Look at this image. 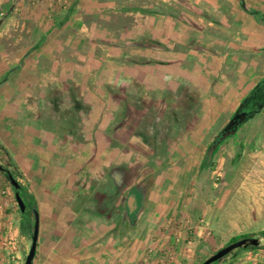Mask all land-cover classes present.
<instances>
[{
  "label": "rangeland",
  "instance_id": "374dc122",
  "mask_svg": "<svg viewBox=\"0 0 264 264\" xmlns=\"http://www.w3.org/2000/svg\"><path fill=\"white\" fill-rule=\"evenodd\" d=\"M71 6L72 0H0V169L16 173L43 218L51 212L50 198L55 213L61 201L63 218L75 204L76 229L88 228L92 237L86 216L92 211L84 204L103 200L107 190L116 194L144 185L149 199L128 233V264H200L237 237L254 235L259 248H239L217 264H264V110L203 167L210 143L264 78V0H78V17L60 30ZM125 28L129 37L122 35ZM162 29L171 35L162 38ZM137 33L147 50L134 42ZM153 36L172 49L155 48ZM39 42L41 49L26 55ZM68 43L71 53L60 50L65 61L59 64V48ZM75 50L91 55L85 62ZM15 52L23 55L16 60ZM112 55L121 66L132 63L141 79H171L156 78L148 93L135 91L138 102L119 93L92 99L117 66H103L95 80L90 61ZM190 91L204 102L195 110V132L166 121L149 126L154 115L168 118ZM80 95L89 98L78 104ZM257 101L260 109L264 96ZM105 102V120L92 121ZM112 113L117 120L107 130ZM117 152L137 153L139 161L122 170L126 165L115 161ZM15 194L0 170V264H26L32 245L35 216L30 207L21 211ZM61 226L67 231L64 246L75 249L78 239L69 236L68 223ZM107 229L99 233L117 231ZM43 251L37 250L34 264Z\"/></svg>",
  "mask_w": 264,
  "mask_h": 264
},
{
  "label": "trees",
  "instance_id": "16d2710c",
  "mask_svg": "<svg viewBox=\"0 0 264 264\" xmlns=\"http://www.w3.org/2000/svg\"><path fill=\"white\" fill-rule=\"evenodd\" d=\"M172 1H177V0H172ZM77 4H78V0H72V6L69 8V11L66 14L65 19L58 26V28L60 30L64 29L65 26L71 22L73 16L78 17V12L76 11ZM244 10L246 12L253 13V11H248L246 9V7L244 8ZM114 28L116 30L119 29L118 26H114ZM127 30H128V28L123 29L122 31H125V32H123L122 35L127 33ZM145 32H147V31L145 30ZM161 32H162V36H163L162 38H165V37H168L171 35V33H169L168 31H165V29H162ZM127 35L129 37V33H127ZM141 38L142 37L138 36V33H137V36L134 38V42L138 43L139 44L138 46H140V48L145 50L146 49L145 47H147L148 44L144 43V41L141 42ZM177 38H179V37H177ZM152 39H154V41H155L154 43L156 44V46H159V47H155L158 50L162 49V51L165 52V51H169V49H172V48H169L168 43L166 44L165 42H163L162 39H157L154 36L152 37ZM191 39H192L191 37H188V41H190ZM42 44H43L42 42L37 43L34 47H32V49L27 53V55L30 56L34 53V51L40 50ZM70 46H71V44L68 43L66 46L59 48V56L57 57L59 64L62 63L63 61H65V56L64 57L60 56V50L66 51L65 49H68V50H70V53H71ZM134 46H137V45L135 44ZM74 52H79L80 54H83V56L85 58V60H84L85 62H86V60H88V56L91 55V53H89L88 51L83 52V51L75 50ZM70 53H69V55H70ZM96 61L97 62H95L93 60L90 61V64L94 67L93 72H92L93 74L91 75V77H92V79L95 78V80L97 78H99L98 77L99 71L103 66L111 65L112 63H116L115 65L117 66V69H115L114 71H109L108 74L106 73L103 76L104 80L102 78L103 81L101 83L100 88H103V91L101 92V93H103V95L101 93H99L97 90L96 91L93 90L94 95H93L92 99L97 98L98 100H102V101H105L108 98H113L115 94L119 93L120 95L121 94L129 95L130 94L138 102L139 99L137 98V94L136 95L133 94L135 91L148 93L150 91L151 86L157 85L156 78L162 77L163 80L168 81L169 79H171V76H172L171 74H158L153 78L148 77V78L141 79L139 77V75H137L136 73L133 72L132 63L126 62L125 64H123V66H121V65H119V64H121V62L118 61V59H116V57H114L113 55L109 56L107 58H106V56H102L101 58L98 57V59ZM50 63L52 64L51 61H50ZM161 64H163V63L159 62V65H161ZM125 65H127V66H125ZM124 66H125V68H124ZM12 70H16V69L14 68ZM91 77H90V79H91ZM118 79L120 81L117 82ZM107 86H108V88H107ZM91 89H93V86L90 85V88L88 91L89 93H92ZM110 90H113V92H111ZM189 93H190L189 94L190 97H188L178 107H174L173 109L170 110V112L168 113L169 114L168 118L166 117V118H164V120H161V119H158V117L154 115V118H150L148 120L144 119V120L151 121L149 126L152 127L153 129L159 128V126H160L158 123L159 121L160 122L166 121L164 123L166 126H170L171 124L174 123L175 125L182 126L183 128H189L190 127L189 129H192L193 132H195L196 127L194 125L195 120L193 118L198 114L197 112H195V110H198L197 104L199 103V100L201 102L200 104H204V102H203V99L195 98L194 95L196 93H198V91H192V94L190 91ZM85 97H86V99L89 98V96L87 97V96L80 95V97L78 99V104L81 103L82 99H84ZM126 102L124 104L119 103L118 106L121 109L126 108V107H124V105H126ZM108 104L109 103L105 102V103H103V106L102 105L100 106L101 109L97 110L95 112L94 117L91 118L92 121H95V122L97 121V123L100 122V124H101V121L105 120V110L109 106ZM113 106L115 109V106H117V105L114 104ZM117 115H118L117 113H112V115H110L109 118L106 119L107 130H109L110 126H112L111 125L112 122L117 120ZM95 125L92 124L90 127L96 128L97 125H96V127H95ZM112 130H114V127ZM73 146H75V145L73 144ZM115 161L124 163L126 166H124L122 168V170H126V169H128L127 165L130 166V165H133L136 161H139L138 160V154L134 153L133 155H131L130 152L129 153L128 152H126V153L125 152H122V153L117 152L116 157H115ZM0 170L5 172V174H6V171L8 169L3 168ZM9 171L16 178V173L12 170H9ZM6 177L8 178L7 174H6ZM8 180H9V178H8ZM9 182H10V180H9ZM112 186H113V183L110 184V187H107V189L108 188L111 189ZM122 189H120V190L118 189L116 191V194H114L115 193L114 191H113L114 193L113 192L109 193L110 190H107V192H105V198L103 200H97V199L92 198V199H89L88 202L84 204L87 208H89L90 211H92L90 213H86V216L88 218L87 221L92 226V232L93 233L95 231L99 230V228L102 226H108V228H109V229H107L108 232L117 230V231L111 232V234H110V236H113L116 238H119L120 233L117 234L118 232L123 233L122 239H124V232H127V231H128V233L134 232L133 230L136 226V222L140 220L139 218L141 216V213L145 210V208H144L145 203H144L143 199L148 196V191L146 190L147 188L144 187V185L140 186L139 184H136L130 188H129V186H127L123 190ZM17 191L18 190H16V192ZM144 191H147V194H145L146 192L144 193ZM20 193H21V196L24 199L25 203L28 205L27 210L30 207L32 210H37L39 212L38 206H37V201L34 200L35 199L34 195L23 186H21V188H20ZM130 198H133V200L137 201V203H138L135 211L132 210V206L129 204ZM147 199H149V198L147 197ZM15 201H16V199H15ZM30 229H31V234L33 235L34 227L31 226ZM90 231L91 230H89L88 228H85V227L82 228V233L84 236L87 235ZM137 231H138V229H137ZM260 234L264 237V231L260 232ZM128 236H129V234H128ZM252 237H255V235ZM244 238H246V237L245 236L244 237H237L233 242H236V241H238L240 239H244ZM106 239H108V238H106ZM130 240L131 239L128 238V242ZM259 246L258 247L250 246V247L259 248ZM242 248H245V247H242ZM234 252H236V251H234ZM234 252H232V253H234ZM232 253H230L229 255H231ZM229 255H227V256H229ZM227 256H225L224 258H226ZM207 259L203 260L200 264L205 262ZM223 259H221V260H223ZM221 260L217 261L214 264L219 263Z\"/></svg>",
  "mask_w": 264,
  "mask_h": 264
},
{
  "label": "crops",
  "instance_id": "0c3cea01",
  "mask_svg": "<svg viewBox=\"0 0 264 264\" xmlns=\"http://www.w3.org/2000/svg\"><path fill=\"white\" fill-rule=\"evenodd\" d=\"M31 49L32 48H30V50ZM15 53L16 55L14 54L13 57L16 60H18L17 56L23 55L21 52L19 54L17 52ZM15 69L17 70L18 68ZM0 78H2L1 74ZM53 201L54 199L50 198L46 203L47 210L51 211L50 214H47L44 218L42 213L40 216V223L42 226L40 229H42V232H40L39 235L38 251L40 248H42V251L43 248L45 249V251H43V255L41 256V262H39L40 264H128V231L124 232V239H122L123 233L121 232H119V238L113 236L108 238L109 235L103 236L99 233V230L93 233L94 237L90 236V232L84 236L82 229H76V227H79L76 224L78 215L71 212L75 204H71L73 207L69 210L70 213L65 214L63 218L59 213V208L62 205L60 203L61 201L59 199L56 201V213L55 209H53ZM129 204L134 210H136L138 205L137 201H134L133 198H130ZM143 215L144 214L142 213L141 216ZM44 219L46 220L45 226ZM65 222L68 223V226L71 228L70 232L72 231V234L69 236H72L74 239H78L77 244L74 242L75 249L72 250H67V247L64 246L63 243V239H65L67 236V231L64 230L61 224H65ZM137 238L134 242L135 245L140 244V239L137 240ZM48 242H50L52 245L50 244L47 246Z\"/></svg>",
  "mask_w": 264,
  "mask_h": 264
},
{
  "label": "water",
  "instance_id": "95a60500",
  "mask_svg": "<svg viewBox=\"0 0 264 264\" xmlns=\"http://www.w3.org/2000/svg\"><path fill=\"white\" fill-rule=\"evenodd\" d=\"M243 7L244 8L246 7L244 2H243ZM263 83H264V80H263ZM239 111H240V109L237 110L235 116L231 119V121L228 123V125L223 129L222 136H220V138H218V140H216L215 142H213L210 145V147L206 153V157L203 161V167L204 166L210 167V165L213 163L214 157H215L216 153L222 147L221 144L225 140L228 130L234 128L235 126H237L238 124H240L243 121V118L241 121L238 120ZM6 174L9 178L12 186L16 190H18L15 194V197H16V201H17L21 211L26 212L28 205L25 203L24 199L21 196V193H20L21 185H20V183L11 174V172L9 170L6 171ZM32 212L35 216V225H34V231H33V235H32V245H31L29 255L27 256V259H26V264H34L35 257L37 254V250H38L39 235H40V215H39V212L37 210H32ZM260 243H261V241L257 237L241 239L235 243H232V244L220 249L219 251H217L214 255L209 257L202 264H214L217 261L223 259L225 256L229 255L230 253L234 252L235 250H237L239 248H242V247L248 248L250 246L258 247L260 245Z\"/></svg>",
  "mask_w": 264,
  "mask_h": 264
},
{
  "label": "flooded vegetation",
  "instance_id": "af4514ba",
  "mask_svg": "<svg viewBox=\"0 0 264 264\" xmlns=\"http://www.w3.org/2000/svg\"><path fill=\"white\" fill-rule=\"evenodd\" d=\"M263 80H264V78L257 85H255V87L250 91L249 95L238 105V107L234 111V113H233L232 117L230 118L229 122L235 116V114H236L238 109H240L238 120L241 121L242 118H243V121L240 124H238L237 126H235L234 128L228 130L227 136H226L225 140L221 144L222 146L227 144V143H232V142L236 141V139L238 140L242 130L244 129L245 125L249 122L250 118L252 119V118L256 117L258 114L262 113V111L264 110V105H262L261 108L258 109L259 104H258V101H257L259 95H261L262 98L264 96L263 95V93H264ZM228 123L226 124V126L228 125ZM223 129L215 137V139H213V141L210 143V145L213 142H215L216 140H218V138H220V136H222ZM210 145L208 146V149H209ZM203 161H204V159H203Z\"/></svg>",
  "mask_w": 264,
  "mask_h": 264
}]
</instances>
